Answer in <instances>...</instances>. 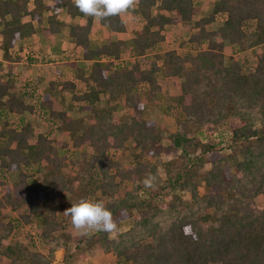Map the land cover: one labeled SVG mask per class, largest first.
<instances>
[{
	"label": "trees",
	"instance_id": "obj_1",
	"mask_svg": "<svg viewBox=\"0 0 264 264\" xmlns=\"http://www.w3.org/2000/svg\"><path fill=\"white\" fill-rule=\"evenodd\" d=\"M204 3L202 9L195 0H139L129 10L137 26L130 31L133 47L124 62L125 39L89 49L95 20L72 0H54L49 7L44 0H0V50L7 61L22 60L9 54L17 41L37 32L50 37L65 28L58 20L65 9L71 19L86 21L67 28L89 62L85 69L74 67L82 90L65 85L73 92L68 110L87 112L86 118L60 109L55 83L42 95L33 88L30 104L27 93L16 90L12 74L0 78V176L17 172L10 186L0 181V258L9 264H52L63 249L65 264H80L97 251L114 255L115 264H264V207L255 203L264 195V0ZM45 12L50 13L46 18ZM120 15L97 23L126 35ZM218 17L224 20L214 32L210 26ZM167 27L186 30L191 44L206 42V48L196 54L160 51ZM214 37L228 42L234 53L260 46L253 71H242L236 61L224 66L223 44L213 43ZM161 70L166 79H184L174 97V131L142 118L145 104L161 91ZM25 113L52 119L65 139L36 133ZM11 117L19 118V125ZM223 128L227 150L217 148L223 140L216 133ZM162 140L169 143L164 162ZM69 142L87 153L80 160L69 157ZM129 143L133 158L124 168L111 154L125 152ZM148 173L156 176L153 188L142 184ZM126 182L131 185L117 196ZM81 199L103 201L117 226L131 219V228L117 231L113 239L104 232L76 233L63 213ZM13 214L23 226L40 227L45 253L16 237ZM185 226H190L187 234Z\"/></svg>",
	"mask_w": 264,
	"mask_h": 264
},
{
	"label": "rangeland",
	"instance_id": "obj_2",
	"mask_svg": "<svg viewBox=\"0 0 264 264\" xmlns=\"http://www.w3.org/2000/svg\"><path fill=\"white\" fill-rule=\"evenodd\" d=\"M204 2L205 0H195L196 5L200 8H202V6H205ZM206 11H201L200 16H206L209 11V7ZM223 20H224L223 17H218L217 20H215V22L210 26V29L214 32L217 31V29L221 27ZM134 21L135 20L132 21L130 28L137 26L136 23H134ZM246 29L248 32L252 31L253 24H248ZM0 30H1V26H0ZM189 35H190L189 32H187L186 30H182L178 27L176 28L167 27V36L164 43H162L160 46V51L180 50L182 53L196 54L206 48V42H201L200 45L191 44L189 41ZM248 37L250 38V35ZM212 42L215 44L217 43L223 44L224 66L227 67L232 62L236 61L239 63L242 71L245 72L253 71L256 65L255 55L261 51L260 46L247 47L241 52L234 53L233 50L230 48L228 42L222 41L219 37H214ZM24 50H25L24 45L18 44V46H16L15 52H20L22 54L21 58L23 59V63L13 64L11 66L7 64V60L4 57V53L1 50L0 78L4 77L9 73L12 74L15 77L14 85L16 90L19 93L26 92L27 95L25 96V100L31 104L34 101V99L31 96V93L33 91L32 89L36 88V95L38 94L42 95L48 93L49 92L48 84L51 81V78L47 76L44 77L37 76L35 66L31 65V62L26 59V57L28 56L27 53L24 52ZM128 51L129 50L127 49L124 51V53L126 54ZM12 53L13 52H11L10 55H12ZM130 53L128 56L127 54L126 55L123 54L124 62L127 61L126 59L129 58ZM149 55L150 53L144 59H148ZM182 80L184 79H180L179 81L166 79L163 71L161 70V72H159L158 81L161 85V91L158 92L150 102L145 104V110L142 114L143 120L155 121L161 126L164 125L170 131H174L176 129L177 112L175 111L177 109L176 108L177 104L176 102H174V97H176L179 94L178 85L179 82ZM25 86L26 88H24ZM79 88L80 90H82V86H80ZM58 89L59 88H55V91L53 90L54 91L53 94L56 96L55 101L58 103L60 109H62L63 111H68V114L75 118L88 117L87 112L79 113L77 112L76 109H72L69 111L68 107L71 104V97L73 92L67 90L60 91ZM136 91L137 90H135V92ZM138 92L142 93L143 90ZM74 104L76 103L74 102ZM118 107H119L118 108L119 113L122 114L124 112L122 104H118ZM24 119L30 121L33 124L36 133L49 134L50 137H53L54 139H61V140L65 139L63 134L56 130V123L52 119H51L52 121L48 120L49 118L43 117L41 114L38 113L36 115L25 113ZM19 120H20L19 118H15V117L10 118V122L16 126L19 125ZM256 127L258 128L259 125L256 124ZM224 132H225L224 128L217 131L216 136L219 139H221L219 141L223 140L222 138H224L225 136ZM193 135L197 136L201 141L203 142L205 141V139L203 138L202 135H200V133L194 132ZM221 143L222 144H220L217 148L227 150V145L229 143L226 142L225 140H223V142ZM159 145L162 148L160 159L163 162L167 161L170 157L168 150L169 143L166 140H162ZM68 148H69L68 149L69 157L76 158L77 160H80L81 155L83 153H87L86 148L84 147L73 149L70 145V142L68 144ZM132 151H133V143H129L128 150H126L125 152H114L111 154V157L114 160L122 161V166L124 168H127L133 158ZM209 168L210 165H206L204 170H208ZM158 174L161 178H163L162 177L163 170L161 166H159L158 168ZM16 179H17V172L4 173V175L0 176V181L7 186H10L13 182L16 181ZM130 185H131L130 182L123 183L121 187V192L117 196H122L123 189L129 187ZM199 191L202 193L203 189L200 188ZM0 193H1V187H0ZM169 194L171 193L167 192L166 194L167 196L164 198V201L169 200ZM255 203L264 207V195L257 196L255 198ZM10 218L13 222H15L16 220L18 222L16 215L13 214ZM15 225H16V237L18 239L22 240V242L27 244L31 250L42 251V247L39 245V238H38L39 236L38 234L40 232L39 226L28 227L21 225L19 222L18 223L15 222ZM131 226H132V220L127 219L120 223V225L118 226V232L120 233L126 232L131 228ZM76 233L81 234L77 230ZM90 234L91 232L87 235ZM114 236L115 234H108L109 239H113ZM42 244L47 245L45 241H42ZM42 252L45 253V250H43ZM73 252H74V246L71 245L69 253L72 254ZM64 255L65 254L63 249H60L57 252H55L54 261L52 262V264H65L63 263ZM111 255L112 254H103L99 251L93 252L86 260L82 261L80 264H115L117 259L115 258L114 255L112 256ZM0 264H9V262L5 258H0Z\"/></svg>",
	"mask_w": 264,
	"mask_h": 264
},
{
	"label": "crops",
	"instance_id": "obj_3",
	"mask_svg": "<svg viewBox=\"0 0 264 264\" xmlns=\"http://www.w3.org/2000/svg\"><path fill=\"white\" fill-rule=\"evenodd\" d=\"M54 4V0H44V5L49 7ZM50 13L45 12L43 16L46 18ZM121 19L124 20L126 28H128V32L126 35H121L115 32L108 30L107 28H102L98 25L97 21H94V24L90 30L89 34V49L94 50L96 48L101 47L106 44L108 41H117L121 39H125V48L122 50V56L125 50L132 51V41L130 36V25L132 21L135 19L134 15L128 11L120 15ZM58 20L65 26L59 33L54 34L50 37H44L42 33L37 32L32 35L27 40H19L16 42L14 48L9 52H11L12 59L19 56L21 58L20 52H15L16 46L18 44H22L25 47L24 52L27 53L26 59L31 62V65L35 66L36 74L39 77H50L51 81L49 82V90L50 84L55 83V88H59L60 91H70L66 88V82L73 83L76 87L82 86L79 79H77V71L74 67L85 69L89 62L84 61L82 58V49L79 47H75L72 43L71 38L68 35V25L71 23H77L80 26L85 25V19H71L67 14L66 10L62 9L61 13L58 17ZM46 26V23L43 24ZM130 43V45H129ZM127 52V56L130 52ZM1 52V51H0ZM17 54V55H16ZM125 54V55H126ZM29 58V59H28ZM22 59V58H21ZM25 59V57H24ZM126 60H129L127 58ZM23 59L20 62H9L8 65L13 64H22ZM74 65V66H73ZM16 74V73H15ZM15 79V77H14ZM53 91V93H54ZM66 92V91H65ZM71 93V92H70ZM112 256V255H111ZM112 263V262H111Z\"/></svg>",
	"mask_w": 264,
	"mask_h": 264
},
{
	"label": "clouds",
	"instance_id": "obj_4",
	"mask_svg": "<svg viewBox=\"0 0 264 264\" xmlns=\"http://www.w3.org/2000/svg\"><path fill=\"white\" fill-rule=\"evenodd\" d=\"M138 2L139 0H72L73 5L82 14L95 21H106L113 16L126 13L134 9ZM155 181L156 176L148 173L142 184L146 188H153ZM63 214L71 217L73 228L82 235H87L90 232L115 234L118 231L113 213L103 201L81 199L76 203H71V207L67 208ZM189 227L185 226L186 234Z\"/></svg>",
	"mask_w": 264,
	"mask_h": 264
},
{
	"label": "built area",
	"instance_id": "obj_5",
	"mask_svg": "<svg viewBox=\"0 0 264 264\" xmlns=\"http://www.w3.org/2000/svg\"><path fill=\"white\" fill-rule=\"evenodd\" d=\"M1 51V50H0Z\"/></svg>",
	"mask_w": 264,
	"mask_h": 264
}]
</instances>
